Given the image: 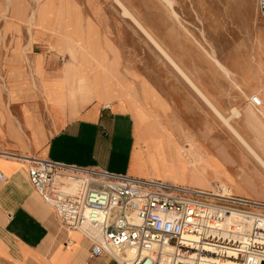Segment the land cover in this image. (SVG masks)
Returning <instances> with one entry per match:
<instances>
[{"label": "crops", "instance_id": "crops-1", "mask_svg": "<svg viewBox=\"0 0 264 264\" xmlns=\"http://www.w3.org/2000/svg\"><path fill=\"white\" fill-rule=\"evenodd\" d=\"M178 15L177 35L164 33L165 22L154 20L156 15L145 16L143 23L183 73L176 72L156 49L145 72H139L138 58L131 51L130 62L123 63L117 49L127 40L135 45L138 34L133 33L116 35L115 49L98 44L94 37L96 54H105L103 69L78 55L54 63V35L49 58L35 52L27 69L13 59L4 61L0 264H121L108 253L92 254L88 237L60 223L27 179L29 157L96 164L209 188L205 177L214 184L216 177H224L222 169L233 177L235 165L228 146H241L251 155L217 111L228 115L246 143L264 158V60L262 69L254 61L264 50V27L256 24L261 17L258 13ZM12 65L15 71L10 70ZM127 65L129 73L123 68ZM106 70L115 79L104 76ZM255 89L262 98L261 112L253 110L249 100ZM187 139L204 157L202 161L194 164L183 150Z\"/></svg>", "mask_w": 264, "mask_h": 264}, {"label": "built area", "instance_id": "built-area-1", "mask_svg": "<svg viewBox=\"0 0 264 264\" xmlns=\"http://www.w3.org/2000/svg\"><path fill=\"white\" fill-rule=\"evenodd\" d=\"M255 4L264 21V0ZM249 100L260 104L256 94ZM26 175L60 223L88 237L92 254L108 253L121 264L125 249L133 251L129 264L264 260V201L239 196L226 183L188 187L37 157L27 160Z\"/></svg>", "mask_w": 264, "mask_h": 264}, {"label": "rangeland", "instance_id": "rangeland-1", "mask_svg": "<svg viewBox=\"0 0 264 264\" xmlns=\"http://www.w3.org/2000/svg\"><path fill=\"white\" fill-rule=\"evenodd\" d=\"M178 13H258V11L255 0H0V81L4 74L2 66L8 58L21 65L22 69H27L26 65L29 67L30 55H34L35 52L44 53V57L49 58L52 35L54 63H62L67 59L70 61L78 55L83 59H93L103 69L105 54L103 51H100L99 55L96 54L98 44H107L108 47L110 45L115 49L116 35L130 36L133 33L134 36L138 34L135 45L127 40V44L124 43L117 49L120 57L124 59L123 63L130 62L131 51L135 59L138 58L139 72H145L148 62L156 57V49L176 72L183 73L174 58L143 23L147 19L145 16L156 15L158 17L154 20L165 22L164 33L177 35L181 20ZM256 24L264 27L262 19L257 20ZM144 30L149 32L161 49L146 36ZM261 31V35L264 36V31ZM263 60L264 50H261L254 59L257 68L262 69ZM78 63L82 65V62ZM16 68L12 65L10 70L15 71ZM123 68L130 72L129 65ZM222 69L224 70L223 67ZM104 76L109 79V76L113 77L114 74L106 70ZM113 78L115 79V76ZM256 91L257 89L251 94ZM260 100L262 101L261 97ZM234 114L237 115V110H234ZM224 125L228 129L225 123ZM228 148L229 159L235 165L231 169L234 178L222 169L224 177L219 179L226 181L233 193L239 196L264 201L263 165L251 156L252 154L245 153L241 146L234 145ZM257 154L264 162V158ZM223 180L221 183H224ZM207 181L210 182L208 186H212L213 182Z\"/></svg>", "mask_w": 264, "mask_h": 264}, {"label": "bare ground", "instance_id": "bare-ground-1", "mask_svg": "<svg viewBox=\"0 0 264 264\" xmlns=\"http://www.w3.org/2000/svg\"><path fill=\"white\" fill-rule=\"evenodd\" d=\"M130 16V15H129ZM144 33L146 34V36L159 48V49H161L160 48V46L158 45V43L152 38V36L149 34V32H146L145 30H144ZM221 66V65H220ZM225 70V69H224ZM226 71V70H225ZM224 71V72H225ZM227 72V71H226ZM190 82V81H189ZM202 96V95H201ZM205 99V98H204ZM206 101H207V99H205ZM208 102V101H207ZM261 103V102H260ZM208 106H210V104L208 105ZM210 108H211V106H210ZM212 110H214V108L212 109ZM253 110H255L256 112H261L262 111V109H261V107H259V106H255V108L253 107ZM215 112V111H214ZM217 115H218V117L227 125V127H228V130L230 131V132H232V134L236 137V138H238L239 139V141L245 146V148L247 149V151L250 153V154H252V156H254L262 165H263V167H264V162L259 158V156H258V154H257V152L251 147V146H249L247 143H246V141L242 138V136L239 134V132L231 125V123L229 122V117H224L221 113H219V112H215ZM234 113V112H233ZM257 114V113H256ZM256 116H258V115H256ZM144 129V128H143ZM150 136V135H149ZM150 144V143H149ZM184 148L185 149H183L184 151H186L187 153H188V155H190V159H191V161L194 163V164H196L198 161H202L203 159H204V157L200 154V153H198V152H196V150H194V145H193V143H192V141L190 140V139H187V141H186V143H185V145H184ZM169 153V152H168ZM168 158V157H167ZM190 161V162H191ZM192 164V163H191ZM222 171V170H221ZM223 173V172H222ZM224 174V173H223ZM220 178H222V177H220ZM207 179V178H206ZM208 180V179H207ZM216 180H217V182L219 181V183H221V180H223V179H219V177H216ZM223 182L224 183H226V181H224L223 180ZM210 183V182H209ZM208 183V184H209ZM227 184V183H226ZM167 250H169L170 248L169 247H167L166 248ZM132 255H133V251L132 250H130V249H125V254L123 255V258H121V259H125V261H123V263L124 264H129V258H131L132 257ZM161 264H166L165 263V260H162L161 261Z\"/></svg>", "mask_w": 264, "mask_h": 264}, {"label": "water", "instance_id": "water-1", "mask_svg": "<svg viewBox=\"0 0 264 264\" xmlns=\"http://www.w3.org/2000/svg\"><path fill=\"white\" fill-rule=\"evenodd\" d=\"M260 264H264V260H262V261L260 262Z\"/></svg>", "mask_w": 264, "mask_h": 264}]
</instances>
